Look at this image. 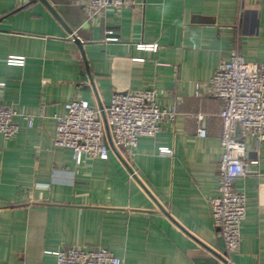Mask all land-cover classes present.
<instances>
[{
  "label": "crops",
  "instance_id": "0c3cea01",
  "mask_svg": "<svg viewBox=\"0 0 264 264\" xmlns=\"http://www.w3.org/2000/svg\"><path fill=\"white\" fill-rule=\"evenodd\" d=\"M85 2L0 0V105L19 127L8 141L0 135V264H55L52 253L69 248H104L122 264H219L209 202L221 104L203 89L233 53L264 63V0H143L90 21ZM19 57L22 67L7 65ZM145 90L176 116L140 138L130 160L115 149L75 165L54 146L66 103L100 109L115 93ZM244 160L258 165L235 182L247 208L231 263L264 264V142L246 139Z\"/></svg>",
  "mask_w": 264,
  "mask_h": 264
},
{
  "label": "built area",
  "instance_id": "2783aa9c",
  "mask_svg": "<svg viewBox=\"0 0 264 264\" xmlns=\"http://www.w3.org/2000/svg\"><path fill=\"white\" fill-rule=\"evenodd\" d=\"M88 21L100 15L107 7L115 9L139 8L143 0H85ZM108 38L106 41H114ZM137 50L157 52V44H138ZM135 62L142 63V59ZM8 66L22 67L24 58H9ZM0 86H3L2 84ZM204 95L220 101L218 114L221 123L219 138L222 154L217 166V196L210 200L211 220L223 243L224 254L219 264H232L241 242V225L246 216L247 198L235 188L237 179L254 173L257 160H244L245 140L264 142V63H249L238 53L222 62L204 86ZM65 115L55 117L54 146L72 152L75 165L83 160H107L109 147L125 152L127 160L133 156L142 137L153 138L159 132V123L173 120L175 109H161L152 90L115 93L105 108L94 109L86 100H72L65 104ZM16 113L0 105V135L6 141L19 131L14 122ZM33 125L34 118H26ZM105 120V123H104ZM201 121L202 116L198 115ZM199 138L206 130L199 127ZM169 148H159L160 156H170ZM55 264H122L121 260L104 248L80 250L69 248L53 252Z\"/></svg>",
  "mask_w": 264,
  "mask_h": 264
},
{
  "label": "water",
  "instance_id": "95a60500",
  "mask_svg": "<svg viewBox=\"0 0 264 264\" xmlns=\"http://www.w3.org/2000/svg\"><path fill=\"white\" fill-rule=\"evenodd\" d=\"M53 12V11H52ZM54 13V12H53ZM77 43H79V41L77 40ZM86 73L88 74V71L86 70ZM89 76V75H88ZM90 78V77H89ZM104 123H105V120H104ZM105 130H106V133H107V142L106 144L108 145L109 149L110 150H115V148L112 146L111 142H110V138L108 136V130L107 128L105 127Z\"/></svg>",
  "mask_w": 264,
  "mask_h": 264
}]
</instances>
